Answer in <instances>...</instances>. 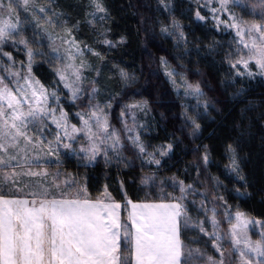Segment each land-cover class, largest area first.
Returning a JSON list of instances; mask_svg holds the SVG:
<instances>
[{"label": "trees", "instance_id": "16d2710c", "mask_svg": "<svg viewBox=\"0 0 264 264\" xmlns=\"http://www.w3.org/2000/svg\"><path fill=\"white\" fill-rule=\"evenodd\" d=\"M38 6L42 12L25 29L40 46H30L32 75L61 96L59 108L78 122L45 39L57 30L69 36L84 49L85 78L94 80V98L109 106L111 122L121 108L138 104L135 129L145 153L91 165L67 153L55 158L89 198L106 194L123 205L176 200L187 186L181 264H232L233 254L216 249L207 208L217 209L220 220L241 211L264 223V75L243 70L232 31L216 26L204 0H41ZM13 54L19 62L27 56L24 48ZM47 132L44 138L53 139ZM13 195L23 194L0 185V196ZM120 259L131 264L128 235Z\"/></svg>", "mask_w": 264, "mask_h": 264}, {"label": "rangeland", "instance_id": "374dc122", "mask_svg": "<svg viewBox=\"0 0 264 264\" xmlns=\"http://www.w3.org/2000/svg\"><path fill=\"white\" fill-rule=\"evenodd\" d=\"M39 1L0 0V178L3 179L0 185L8 192L23 195L84 196L83 187L72 180L55 157L67 153L81 164L91 165L99 159H126L124 152H142L135 129L138 104L121 108L115 122H111L109 106L94 98V80L85 78L84 49L57 30L45 39L52 42L56 51L57 77L68 100L77 107L78 122L69 121L59 108L61 96L47 91L29 68L30 55L35 50L30 46H40L39 40L26 34L30 25L26 21L35 12H42ZM204 1L216 26L232 31L236 41L234 53L243 70L264 75V0ZM251 9L256 11L254 15ZM23 48L27 60L14 61L13 53H21ZM187 87L196 90L189 83ZM45 130L54 138L45 139L42 135ZM181 188V194L172 197L180 204L182 214L181 197H185L187 186ZM207 209L211 211L213 228L210 235L222 255L233 254L232 264H264L261 220L241 211H230L220 220L215 215L217 209ZM210 264L219 262L210 260Z\"/></svg>", "mask_w": 264, "mask_h": 264}, {"label": "crops", "instance_id": "0c3cea01", "mask_svg": "<svg viewBox=\"0 0 264 264\" xmlns=\"http://www.w3.org/2000/svg\"><path fill=\"white\" fill-rule=\"evenodd\" d=\"M180 228L171 199L0 196V264H121L126 235L131 264H181Z\"/></svg>", "mask_w": 264, "mask_h": 264}]
</instances>
